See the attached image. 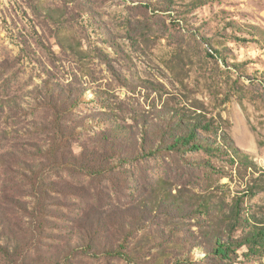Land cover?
I'll use <instances>...</instances> for the list:
<instances>
[{
  "label": "rangeland",
  "instance_id": "1",
  "mask_svg": "<svg viewBox=\"0 0 264 264\" xmlns=\"http://www.w3.org/2000/svg\"><path fill=\"white\" fill-rule=\"evenodd\" d=\"M258 226L264 0H0V264H264L213 250Z\"/></svg>",
  "mask_w": 264,
  "mask_h": 264
},
{
  "label": "trees",
  "instance_id": "2",
  "mask_svg": "<svg viewBox=\"0 0 264 264\" xmlns=\"http://www.w3.org/2000/svg\"><path fill=\"white\" fill-rule=\"evenodd\" d=\"M52 101L54 103H56L55 96L52 97ZM58 122H59V119H58ZM199 127L203 128V129H206V130L209 129L207 124H200L198 126H193V127L190 128V133H187L188 136H180V135L179 136H175L174 142L171 145H169L168 147H170V149H175V148H180L178 145H180L181 143H185V144L189 143L193 138H195L197 136V134H198L197 133V129ZM191 147H195V148H199V149H202V148L203 149H210L211 150V148L208 145L202 144V143H199V142H195L194 144L191 145ZM235 151L240 153V150H238V149H235ZM232 153H233V151H232ZM51 154L53 155V157H55V159H59L57 154L52 153V152H51ZM149 154H151V152ZM66 157H67L66 155L63 156V158L66 159V160L62 161L64 164H60V165H64V166L69 165L67 167L78 169L82 173H85V174H88V175L89 174L94 175L95 173H98V172H99V175H100V174H102V171H108V169H109L107 167L98 168L97 166H95V164H93V158H91L89 155L87 157V162L86 163H81V158L77 157L75 155L71 156L68 159ZM243 157L245 159H247L248 163L253 164V162L251 160H249V157L247 155L243 156ZM102 161H104L105 163L109 164V160L108 159L104 158V159H102ZM40 162H42V160ZM57 166H58V163L54 167H57ZM42 167H43V165H41V168ZM41 168H38L37 170H32L31 171V175L26 174V177H30V180L33 181L32 188H33L34 196L40 198V199H38L39 202L43 203L42 196L43 195H48V192L51 191L52 187H51V182L46 180L45 172H44V170H41ZM29 171H30V168H29ZM39 205L36 206V210L39 209ZM41 209H42V211H44V209H46V207H44L42 205ZM39 211H41V210H39ZM235 226H236V224H234V225L232 224L231 226H229V229H227V230L231 231V230H233V228ZM259 227H261V226H258V230L252 231L250 234H248L247 236L243 237V239H241V240H239V239L238 240H233L231 237H228L227 239H229V241H227V240L224 241V240H222L220 238V236H218L216 242L214 243L215 247H214L213 250L216 253L224 254V253H226L228 251H232V250H230V244L237 243L238 245H248L249 243H253V244L261 243L263 241V238H264V228H262L264 226H262L261 228H259ZM12 241H13V237L9 236L8 240L6 241V242H8L7 245L6 246H1V248L4 251V253L6 255H8L9 257H11V258L14 256V254L18 253L17 246L19 247V245H17L16 247H14V250L11 251L9 246H10V243ZM92 246L93 245H89V248H91ZM120 254H121V252L119 250H117V248H111V249L108 250V253H107V255H110V256L111 255H113V256L114 255H120Z\"/></svg>",
  "mask_w": 264,
  "mask_h": 264
}]
</instances>
